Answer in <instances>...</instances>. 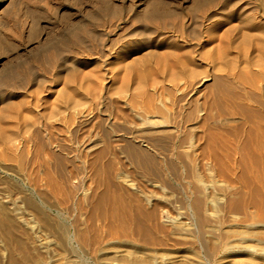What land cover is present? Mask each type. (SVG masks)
<instances>
[{
    "label": "bare ground",
    "instance_id": "bare-ground-1",
    "mask_svg": "<svg viewBox=\"0 0 264 264\" xmlns=\"http://www.w3.org/2000/svg\"><path fill=\"white\" fill-rule=\"evenodd\" d=\"M229 77L213 80L229 86L218 105L244 117L227 129L224 117V126L210 124L193 108L176 124L168 109L170 117L142 108L134 122L113 101L117 117L102 122L79 111L86 101L79 96L0 130V264H264V85L262 99L253 97L260 100L255 110L239 103ZM142 80L135 89L145 88ZM117 91L131 105L129 85ZM13 103L0 123L17 118ZM70 112L76 132L100 121L114 134L118 126L134 130L113 138L104 130L74 148L54 147L39 125ZM27 133L31 159L21 139ZM176 141L177 155L164 154Z\"/></svg>",
    "mask_w": 264,
    "mask_h": 264
},
{
    "label": "rangeland",
    "instance_id": "rangeland-1",
    "mask_svg": "<svg viewBox=\"0 0 264 264\" xmlns=\"http://www.w3.org/2000/svg\"><path fill=\"white\" fill-rule=\"evenodd\" d=\"M263 75L264 0H0V112L12 102L19 107L15 120L0 123L2 131L79 96L86 97L79 111H93L102 122L117 117L113 101L131 120L144 109H163V114L168 109L176 124L193 108L208 114L210 124L227 129L226 124L240 123L244 116L219 107L228 98L227 83L217 88L213 80L230 76L239 103L256 110ZM11 78L9 86L2 84ZM140 79L142 90L135 89ZM125 83L134 97L128 106L114 93ZM243 88L250 89L248 95ZM95 90H102L100 100L92 97ZM73 113L39 125L54 147L74 148L104 130L110 137L116 133L101 121L76 132L70 124ZM118 129L114 136L134 130L129 124ZM21 139L31 159L29 133ZM175 146H166L164 154L172 150L177 155V141Z\"/></svg>",
    "mask_w": 264,
    "mask_h": 264
}]
</instances>
